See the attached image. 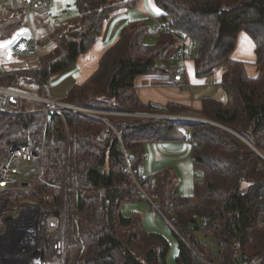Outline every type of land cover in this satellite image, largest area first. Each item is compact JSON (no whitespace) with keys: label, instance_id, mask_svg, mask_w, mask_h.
<instances>
[{"label":"trees","instance_id":"obj_1","mask_svg":"<svg viewBox=\"0 0 264 264\" xmlns=\"http://www.w3.org/2000/svg\"><path fill=\"white\" fill-rule=\"evenodd\" d=\"M72 1L76 15L58 20L57 26L52 28L57 19L52 10L44 15L46 21L36 20V64L0 68V86L108 111L176 115L187 110L175 103H145L136 94L134 78L164 71L160 66L167 65L176 46V36L154 32L145 19H129L97 68L64 97L54 98L51 79L92 47L112 12L133 7L138 0ZM152 1L156 18L170 19L177 37L198 42L197 77L227 63L218 84L230 98L229 107L202 98L199 114L209 121L202 122L154 116L92 118L66 109L53 112L50 104L26 100L18 113H0V148L26 143L33 135L43 142L44 174L28 198L43 212L63 210L62 264H167V240L145 230L138 213H121V204L134 200L152 202L163 217L175 218V264H264V158L229 131L264 154V0ZM31 14L0 4V39L29 30ZM242 32L254 44V77L247 75L243 61L231 57ZM53 42L51 50L37 53ZM172 141L191 145L193 166L203 174L201 189L196 186L199 194L181 195L170 169L142 175L144 143ZM126 155L133 159L129 167ZM23 198L17 193L13 203Z\"/></svg>","mask_w":264,"mask_h":264},{"label":"crops","instance_id":"obj_2","mask_svg":"<svg viewBox=\"0 0 264 264\" xmlns=\"http://www.w3.org/2000/svg\"><path fill=\"white\" fill-rule=\"evenodd\" d=\"M59 1L52 0L53 7H55L54 15H56V11L61 12L56 8L59 5ZM0 4L12 8L9 1H2ZM156 14L157 11H155L152 0H138L133 7L118 8L112 12L104 23L100 37L92 47L77 58L74 66L51 79V93L53 97L56 99L64 97L71 86L82 83L97 68L100 56L114 42L119 30L129 19H145V22L149 20L152 25L151 29L154 31L153 27ZM59 18L61 19V17ZM141 23L138 22V25ZM33 25L35 26V24ZM27 30H18L10 37L0 39V68L5 70L20 69L36 64L32 58L33 55L34 58L36 55L22 54L19 49L20 46L17 45L21 39H27L31 36V34L25 36V34H29ZM150 39V41H153V37ZM188 44L191 48L192 55L186 58L182 64L169 60L167 65L160 66L164 71L142 74L134 78L135 91L138 98L145 103H152L158 106H165L167 103H177L189 107L191 109L190 112L193 113H198L200 100L205 97L217 99L224 107H229L231 105L230 99L218 84L223 70L219 67L206 77H197L194 57L197 55L198 42L194 39H189ZM55 45L54 42L47 44L39 52L46 53ZM177 45L178 41L176 39ZM255 56L252 40L245 33H240L231 57L244 62L246 73L250 77H254L258 72L255 65ZM28 58L30 60H27ZM175 74H180V80H174ZM143 147L145 153L142 166L143 176L153 175L159 171L170 169L176 176L179 192L183 195L186 192H190L189 196L196 193L197 184L194 181V175L196 176L197 170L192 163L191 145L189 143L181 141L149 142L144 143ZM192 175L193 182L191 181ZM187 181L189 184L192 183L193 191H190L189 186L185 187ZM132 212L141 213L143 216L141 220L147 231L162 235L160 226L164 223L154 213L161 220L164 217L156 211L155 205L152 202L147 205L146 202L141 200H134L125 201L121 204V213L124 216H129Z\"/></svg>","mask_w":264,"mask_h":264},{"label":"built area","instance_id":"obj_3","mask_svg":"<svg viewBox=\"0 0 264 264\" xmlns=\"http://www.w3.org/2000/svg\"><path fill=\"white\" fill-rule=\"evenodd\" d=\"M9 1L12 9L15 11H23L30 15L31 12H37L40 15H46L50 13L53 8L52 0H2ZM59 24L58 19H53V26ZM154 32H164L170 35L176 36L178 45L170 55V60L182 64L184 60L192 55L191 48L188 44V38L184 35H176V28L171 23L170 19L156 18L154 20ZM35 38L33 35L26 39L25 47L22 53L33 54L36 51ZM222 70L227 68V63L222 62L220 65ZM180 74L174 75V80H180ZM38 101L46 104H50L49 108L53 112H59L60 110H71L78 112L88 117L99 118L104 115L117 114L118 112L99 110L89 107H81L65 102H59L52 99H45L34 95L27 94L18 89H12L8 87L0 86V113L15 114L18 113V109L23 101ZM126 115L133 116H146L135 113H123ZM156 116V115H149ZM195 121L209 122L203 119H197ZM43 153L44 146L43 142L37 135L31 136L26 143L9 145L0 148V220L10 217L12 213L21 211L15 209L9 204L6 197L11 196L10 200L17 193L28 194L36 180L40 179L44 174L43 168ZM131 156H125L126 165L129 167L132 162ZM25 183V184H23ZM141 191V189H139ZM12 201V200H11ZM36 205V204H34ZM37 206V205H36ZM26 212V211H25ZM12 217V215H11ZM25 223L23 225L29 226L35 219L36 216L32 213H26ZM172 228L175 222V218H164ZM14 222V220H13ZM57 225V223H56ZM54 242L57 238L51 237ZM12 240L5 241L2 235H0V264H5L4 255L7 253L5 243L8 242L12 245ZM13 247V245H12ZM254 264L256 261H252Z\"/></svg>","mask_w":264,"mask_h":264},{"label":"rangeland","instance_id":"obj_4","mask_svg":"<svg viewBox=\"0 0 264 264\" xmlns=\"http://www.w3.org/2000/svg\"><path fill=\"white\" fill-rule=\"evenodd\" d=\"M72 3H73L72 0H60L58 2L59 5L65 7V9L63 11H61V12L56 11V13H55L56 16H58L57 18L59 20H60L59 17H61L62 20H65L67 18H71V17L76 15V8ZM54 11H55V7H53V9H52V13H54ZM130 11L133 12L132 10H130ZM31 13H32L30 16L31 21L28 25L31 27L29 28V30H27V33H29V34H25V36L26 35L28 36L31 34L36 39V38H38L39 34L36 31L35 26L33 24L36 22L37 19H43L44 21H46V19H45L44 15H38L35 12H31ZM146 21H147L146 25L149 27V29H151L152 25H151L150 21L149 20H146ZM51 23H52V20H51ZM37 41L38 40H36L35 43ZM37 46H38V44H37ZM39 54H41V53L39 52ZM32 58L34 59V55ZM27 60H30V59L28 58ZM34 61H35V59H34ZM175 104H177V103H175ZM184 107H186L187 110L180 112L176 115H164L163 114V115H156L155 117H166V118H171V119H176V120H188V121H195L197 119H203V120L207 121L205 118H203L199 114V110H198V113H196V112L193 113V112H190L191 109L189 107H187V106H184ZM89 108H93V107H89ZM94 109H98V108H94ZM99 110H102V109H99ZM106 111H108V110H106ZM113 112H117V111H113ZM123 113H125V112H118L117 114L104 115V116H132V117H136L133 115H126ZM146 116H149V115H146ZM184 131L186 134H189L188 129H185ZM181 142H183V141H181ZM191 181L193 182V175H192ZM194 181L197 184L196 186H200V189H201V186L203 183V174L201 172L197 171L196 176L194 175ZM186 184L187 185H185V187L189 186L190 191H193L192 183L189 184L187 181ZM196 192H197V194L200 193V191L198 189H196ZM202 192H203V188H202ZM28 194H29V192H28ZM28 194H24L25 198L19 199L18 204L13 203V199H11L12 201L10 200L11 196H8L6 198L8 199L9 204L12 207H14L15 209H20V210L22 209V212L20 213L21 216L25 217L26 213H32L33 215L36 216L37 220L36 219L35 220L37 221L38 224L35 227V236H33V235L31 236V237H33L34 240L31 244L28 245L29 250L25 254V252H23V250L21 249V247L25 246V244H24L25 242L24 241L20 242V241H21V239L23 240L24 238H27V236H30V235H28L24 232V231H29L27 228L24 227L27 225L21 226L20 232H17V226H16L17 224L15 225V222H13V220L16 219V217L19 215V213L18 212L15 214L12 213L11 214L12 217H11V215H9L10 217H6L5 219L0 220V235L3 236L5 241L10 240L11 238L13 239L11 241L13 247L3 257L5 259V264H62V261H63V227H64V224L66 222L63 210L61 212H59V214L43 212L40 210V206L38 205L37 202H34L30 198H28ZM184 194L185 195H183L181 193V195H183V196H189L190 192H186ZM144 202H146L147 205L149 203H151V202H147V201H144ZM34 204H36L37 206ZM35 208L38 209L39 212L36 213V212L32 211ZM136 213H138V212H136ZM48 214L52 215V221L43 222L44 216L48 215ZM138 215H139L140 221L142 223L141 218L143 216L141 215V213L140 214L138 213ZM154 215L157 216L158 219H160V221L162 223H164V224H161L162 226H160V227H161L163 237L167 240V242L169 244V248H168V252H167V256H166V262H167V264H173V263H175L176 257L178 254V244H177V238L175 235V233H176L175 225L173 224L174 228H172L171 225L168 222H166L164 219L161 220V218H159V216L156 213H154ZM164 218H166V217H164ZM38 220H40V223ZM56 223H57V225H56ZM142 225H143V223H142ZM143 227H144V225H143ZM12 229H13V231H12ZM144 229L146 230L145 227H144ZM198 236L203 238L202 237L203 235L201 233H198ZM17 237L20 239H16ZM51 237H54L57 239L59 238V239L54 242L53 239H50Z\"/></svg>","mask_w":264,"mask_h":264},{"label":"bare ground","instance_id":"obj_5","mask_svg":"<svg viewBox=\"0 0 264 264\" xmlns=\"http://www.w3.org/2000/svg\"><path fill=\"white\" fill-rule=\"evenodd\" d=\"M32 211H34L36 213L39 212L38 209H36V208L33 209ZM17 212L19 213V215L16 217V219L14 220V222H15V225L17 224L16 225L17 226V232H20V229H21L20 227L23 226V224L25 223V219L20 214L22 212V210L21 211H17ZM38 221L40 223V220H38ZM46 221H48V222L49 221H52V215H49V214L48 215H45L44 218H43V222H46ZM37 224H38L37 221L34 220L29 226H24L25 228H27L29 230V231H24V232L26 234L30 235V236H32V235L35 236V227H36ZM12 231H13V229H12ZM33 240H34L33 237L30 238V240L28 241V245L31 244L33 242ZM5 247H6V251L8 253L9 250L12 248V245L10 243L6 242L5 243Z\"/></svg>","mask_w":264,"mask_h":264},{"label":"water","instance_id":"obj_6","mask_svg":"<svg viewBox=\"0 0 264 264\" xmlns=\"http://www.w3.org/2000/svg\"><path fill=\"white\" fill-rule=\"evenodd\" d=\"M25 43H26V39H21L18 43H17V45L18 46H20V51H23V49H24V47H25ZM230 132H232L233 134H235L237 137H239L240 139H242L246 144H248L250 147H252L261 157H263L264 158V154L263 153H261L260 151H258L257 149H255L249 142H247V141H245V139H243L241 136H239L237 133H235V132H233V131H231V130H229ZM23 184H25V183H23ZM13 240V239H12Z\"/></svg>","mask_w":264,"mask_h":264},{"label":"flooded vegetation","instance_id":"obj_7","mask_svg":"<svg viewBox=\"0 0 264 264\" xmlns=\"http://www.w3.org/2000/svg\"><path fill=\"white\" fill-rule=\"evenodd\" d=\"M11 238V237H10ZM30 238H32L31 236H27V238H24L23 240L21 239L20 242L24 241L25 243V246L21 247V249L23 250V252H25V254L27 253V251L29 250V247H28V241L30 240ZM16 239H20V238H16ZM12 240V238L10 239Z\"/></svg>","mask_w":264,"mask_h":264}]
</instances>
